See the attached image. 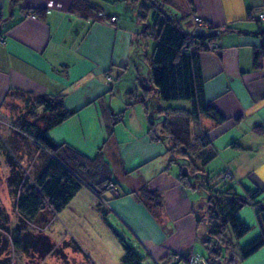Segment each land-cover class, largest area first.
I'll return each instance as SVG.
<instances>
[{
    "label": "crops",
    "instance_id": "0c3cea01",
    "mask_svg": "<svg viewBox=\"0 0 264 264\" xmlns=\"http://www.w3.org/2000/svg\"><path fill=\"white\" fill-rule=\"evenodd\" d=\"M162 1V6L157 2L158 8L188 31L194 14L221 27L222 51H202L200 63L205 97L226 121L215 125L202 117L201 126L209 129L217 154L228 155L231 179H238L239 184H227L240 193L244 189L264 191V174H258V164L264 166V53L254 66V53L262 46L264 19L260 14H264V0ZM82 2L95 8L86 9ZM140 4L141 0H0V37L4 39L0 41V110L13 91L64 94V106L74 113L49 131L51 138L88 157H94L99 149L103 153L115 190L104 189L98 197L106 205L104 210L114 211L133 231L137 244L132 245L144 257L143 263L150 259L157 264L171 263L167 256L178 252L185 264L188 255L200 254L196 244L204 234L197 224V209L178 180L179 164L172 161L164 142L151 139L145 132L141 135L142 128L140 136L135 138L137 134L129 131L124 140L117 126L109 133V113L115 115L114 84L123 68L133 74L128 88L135 85L137 72L131 51L133 40L142 31ZM36 9H43V14L23 16V11ZM113 16L116 22L111 21ZM144 72L146 69L141 70ZM107 75L113 80H107ZM9 136L26 159L28 151L18 136ZM130 144L134 149L124 152L131 154L120 156L121 146L128 149ZM30 151L35 160L42 157V171L51 154L35 141ZM240 158L245 162H238ZM172 166H178L177 170ZM244 175L250 177L245 180ZM8 189V183L0 182V208L8 214L13 229L20 214ZM108 192L112 197L106 199L103 196ZM260 198L264 201V193ZM237 215L253 228L240 241L243 244L260 229L252 206H243ZM47 227L41 230L45 235ZM241 264H264V246Z\"/></svg>",
    "mask_w": 264,
    "mask_h": 264
},
{
    "label": "trees",
    "instance_id": "16d2710c",
    "mask_svg": "<svg viewBox=\"0 0 264 264\" xmlns=\"http://www.w3.org/2000/svg\"><path fill=\"white\" fill-rule=\"evenodd\" d=\"M82 4L86 9L95 8V5L89 3ZM140 6L141 24L147 18L149 7H152L154 12L151 14V23L145 24L140 35L132 43L131 63L137 73L134 78L135 85L125 91L126 105L141 103L144 106L149 122L148 135L151 139L167 145V150L173 155L172 161L180 166L178 180L182 186L194 183L192 187H206L207 194L203 199H211V204L207 207L209 214L203 218V215L200 216L197 210L195 211L197 224L206 226L205 234L200 237L208 254L207 258L204 257L206 264H241L264 246V201L260 198L264 191L256 188L237 192L232 185L226 183L228 178H222V173L217 185L224 187L211 186L208 181L206 166L215 158L217 150L208 136L209 129L201 126V119L205 117L215 125H220L226 118L205 97L200 53L208 50L206 41L216 36L206 33L190 35V31L185 29L179 20L158 8L156 0H141ZM43 12V9H36L31 13L36 17V13L42 15ZM261 34L262 46L254 53V66H258L259 56L264 53V32ZM147 35H151L155 40L150 54L145 43ZM143 65L147 71L144 74L141 73ZM126 71L127 67L123 68L116 77V82ZM17 93L34 95L31 92L13 91L11 98ZM36 97L37 106L42 108V113L39 116L33 113V119L22 126V130L33 131L35 142L41 149L48 151L51 157L33 182H29L18 170V163L13 156L6 152L10 169L7 183L10 194L16 198L20 218L19 225L11 229L8 214L0 208V229L10 236V240L4 239L2 244L0 242V256L8 246H13L16 250L32 249L42 255L53 251L55 244L50 241V237L31 232L27 229L28 223L40 229L48 226L83 187H88L100 196L104 190L102 183L113 184L109 163L100 149L94 157H88L69 145L57 143L49 135L54 126L74 113L64 106V94H36ZM176 100L191 101V108L161 106L163 101ZM109 114L108 127L111 134L114 124L121 117L118 118L119 116L111 112ZM231 178L232 176L229 179ZM245 205L255 209L260 231L247 242L237 243V255L231 237L241 239L251 230V226L237 215ZM45 209L49 212H45ZM102 214L104 215V212ZM227 226L232 232L231 237L226 233ZM116 235L123 246L120 264H144L141 253L120 235ZM75 245L79 246L77 243ZM221 249L226 251L223 257L219 254ZM182 259L183 256L180 255V261ZM187 259L188 256L185 264ZM0 264H7V260L0 259Z\"/></svg>",
    "mask_w": 264,
    "mask_h": 264
},
{
    "label": "rangeland",
    "instance_id": "374dc122",
    "mask_svg": "<svg viewBox=\"0 0 264 264\" xmlns=\"http://www.w3.org/2000/svg\"><path fill=\"white\" fill-rule=\"evenodd\" d=\"M156 2L159 4L161 3V6L163 4L162 0H156ZM151 12L152 7H149L147 18L144 20L143 24H140L141 28H143L145 24L151 23ZM145 43L147 52L150 54L153 50L155 40L151 35H147L145 38ZM143 69H145L144 65ZM125 76L126 78H121L114 84V93L117 94L113 98L114 104L112 105L115 115H117V117L119 116L118 118L121 117L120 120L115 118L117 122L114 124V129L116 126L118 127L119 136L122 138V140L130 136L128 135L129 131H133L135 134H137L135 136V138H137V136H140L141 128L143 130L141 135L144 132L147 134L149 128V122L145 114L144 106L141 103L135 104L133 106H127L125 104V91L128 89L127 83L130 82V77L133 76V74L131 71H128ZM37 98L38 97H36V95L17 93L12 98H10L9 102L5 104L4 108L0 110V170L2 171V174L0 175L1 183H7V177L10 173L8 158L6 156L7 153H10L13 156L14 160L18 163V170L22 173L25 179L29 180V182H33L36 176L40 173L41 164L39 162L42 161V157L39 156L40 158H38V161L35 160L30 153L35 141L33 137L34 132L22 130V126L33 119V113H35L34 115L36 116H39L42 113V108L37 106ZM34 106H36V108H34ZM161 106L190 109L191 101H163L161 102ZM154 121L156 122L157 120ZM193 130H196L195 126ZM11 132L14 133L15 136H18L19 143H22V145L28 151H25V154L28 156L26 159L16 151L14 147L15 144H13L14 138L9 136L12 135ZM16 139L17 138L15 137V140ZM100 142L102 143L103 140ZM101 143L99 146L102 145ZM137 147L141 148L142 145L137 144ZM131 149H134L133 144H130L128 149L125 146H121L119 155L121 156L123 154H128L130 152L127 153L124 152V150L131 151ZM227 156V154L223 153L220 155L217 154L215 158L209 162L210 164L208 165L206 172H208V181L211 186L224 187V185L218 186L217 184L220 173L224 172L226 168H229L226 165ZM242 161L245 162L243 158L238 159V162ZM236 162L237 161L234 163ZM173 164L175 163H171V165ZM262 164L263 163L258 164V174L260 173L261 176L264 174V166H262ZM172 167L174 170H177L178 166ZM243 177V179L247 180L250 175H244ZM230 181H232L234 184H239L238 179H228L226 183H229ZM102 185L104 189L115 190L113 184L110 186L108 184L102 183ZM192 185H194V183L191 185H186L188 195L190 196V200L192 201L193 205L197 209V213L200 216L203 215L204 218L209 214L207 207L209 204H211V199L208 198L206 201L203 199L207 194L206 187L199 189L196 186L192 187ZM124 186H127V184L124 183ZM141 194H144V191H142ZM11 197L13 200L16 199L13 196ZM103 197L109 199L112 197V194L111 192H108ZM104 209L107 208L106 205H104L101 197H98V195L93 193L89 188L84 187L75 194L71 201L63 209H61L60 212L56 214L46 229V234L50 237V241L55 244V249L53 251L46 255H42L41 253L35 252L32 249L24 251L16 250L13 246H8L1 254L0 259H6L7 264H120L121 257L123 255V246L116 233L130 244L134 243L136 245L137 242L134 239V233L130 227H128L114 211H108ZM44 211L47 213L49 212L46 209ZM103 212L104 215L102 214ZM19 218L20 217L16 216L14 219L16 226L19 225ZM27 229L36 234H44L41 229L32 226L30 223H28ZM199 229H201L200 233L205 234V224H200ZM252 229L253 228L251 227V230L244 237L236 240V238L232 236L230 228L227 226L226 233L229 237L232 236L231 240L234 245V252L237 255V243L239 241H244L250 235L249 233H251ZM4 239L10 240L9 233L4 230H0L1 244L3 243L2 241ZM76 243L79 245L78 247L75 245ZM196 245V250H198V252L203 257L207 258V250L200 239ZM137 246L139 250L142 249L139 245ZM176 253L178 252H171L167 256V261L171 263L166 264H172L175 262H179L178 264H184L182 261L180 262V259L174 261L175 259L173 255ZM219 254L221 257H223L226 254V251L221 249ZM145 258L147 259V256H145ZM144 264L157 263L150 259L145 260Z\"/></svg>",
    "mask_w": 264,
    "mask_h": 264
},
{
    "label": "built area",
    "instance_id": "2783aa9c",
    "mask_svg": "<svg viewBox=\"0 0 264 264\" xmlns=\"http://www.w3.org/2000/svg\"><path fill=\"white\" fill-rule=\"evenodd\" d=\"M23 16L24 17H30V18H36L34 14L32 13H28V12H23ZM260 19H264V14H260ZM117 18L115 16H113L111 18V21L116 22ZM192 22H193V26L192 29L190 30V35H196L198 33H206V34H210V35H215L216 38L214 39H208L206 41V47L209 51L212 52H216L219 53L222 51V46L219 40V36L221 33V27H215L213 25H211L209 22H207L206 20H204L201 16L199 15H193L192 16ZM0 41L4 42V39L2 37H0ZM107 80L112 81V77H110L109 75H107ZM232 176L231 170L229 168H226V170H224V172H222V178L226 179V178H230ZM108 185L111 186V183H109ZM40 229V228H39ZM45 228H41V230H43ZM174 257V261H177L180 259V254L176 253L173 255ZM201 262H205V259L202 255L193 252L188 256L187 262L186 264H201Z\"/></svg>",
    "mask_w": 264,
    "mask_h": 264
},
{
    "label": "water",
    "instance_id": "95a60500",
    "mask_svg": "<svg viewBox=\"0 0 264 264\" xmlns=\"http://www.w3.org/2000/svg\"><path fill=\"white\" fill-rule=\"evenodd\" d=\"M201 264H205L204 262H201Z\"/></svg>",
    "mask_w": 264,
    "mask_h": 264
}]
</instances>
